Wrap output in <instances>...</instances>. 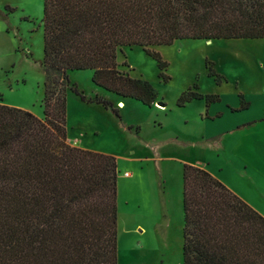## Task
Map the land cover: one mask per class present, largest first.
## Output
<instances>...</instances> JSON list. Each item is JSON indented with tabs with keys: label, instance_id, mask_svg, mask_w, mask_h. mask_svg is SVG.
I'll return each mask as SVG.
<instances>
[{
	"label": "trees",
	"instance_id": "obj_1",
	"mask_svg": "<svg viewBox=\"0 0 264 264\" xmlns=\"http://www.w3.org/2000/svg\"><path fill=\"white\" fill-rule=\"evenodd\" d=\"M42 28L43 116L0 103V264H117V158L68 142L66 93L120 114L68 71L151 106L153 85L118 69L120 48L142 47L167 82L150 47L264 38V0H43ZM193 99L216 96L188 87L176 104ZM182 210V264H264V215L206 168L183 164Z\"/></svg>",
	"mask_w": 264,
	"mask_h": 264
},
{
	"label": "rangeland",
	"instance_id": "obj_2",
	"mask_svg": "<svg viewBox=\"0 0 264 264\" xmlns=\"http://www.w3.org/2000/svg\"><path fill=\"white\" fill-rule=\"evenodd\" d=\"M42 15L43 0H0V103L39 117L44 110ZM150 48L167 62V82L158 75L156 59L140 46L117 51L118 69L148 80L163 106H143L113 93L107 98L91 80V70L68 71L71 85L86 97L99 92L120 114L118 119L102 105L66 93L68 142L118 160L117 264H182V182L174 165L179 159L212 160L222 168L223 180L264 215V38H188ZM188 87L216 96L208 117L202 102L176 104ZM226 105L231 111L215 117ZM130 156L144 159L133 163L126 160Z\"/></svg>",
	"mask_w": 264,
	"mask_h": 264
},
{
	"label": "crops",
	"instance_id": "obj_3",
	"mask_svg": "<svg viewBox=\"0 0 264 264\" xmlns=\"http://www.w3.org/2000/svg\"><path fill=\"white\" fill-rule=\"evenodd\" d=\"M96 85V84H95ZM98 87V86H97ZM100 87V86H99ZM101 88V87H100ZM101 89H103V88H101ZM104 91H105V94H104V96L105 97H107V98H110V96L112 95V93L110 92V91H107V90H105V89H103ZM96 93H98V94H100L99 92H96ZM102 94V93H101ZM202 94H204V93H202ZM113 96V95H112ZM128 100H130V98H127ZM132 100V99H131ZM199 100V101H198ZM205 101V100H204ZM140 102V101H139ZM204 103V105L202 104V103ZM122 104L123 102L122 101H120L119 102V104ZM130 101H128V103L126 104H124L123 103V105L124 106H129L130 107ZM189 103H191V104H202V108L205 110V117H208L209 116V110H210V106L212 105L211 103L210 104H208V105H206L205 104V102H203L202 101V99H193V100H191L190 102H187V104H189ZM250 103V102H249ZM118 104V105H119ZM139 104H142L143 106H147V105H144L143 103H139ZM153 104H155V102L153 103ZM133 106V104L131 103V107ZM152 106V105H151ZM250 106V105H249ZM103 107V106H102ZM104 108V107H103ZM246 109V108H245ZM231 110L228 108V106L226 105V106H224V108L221 110V111H219V112H216L215 113V117L218 115V116H222L224 113H226V112H230ZM212 114V113H211ZM137 130V129H136ZM78 140H80V139H78ZM82 145V144H81ZM77 146H80V144H78L77 143ZM80 147H82V148H88V146H84V145H82V146H80ZM92 150H94L93 148H92ZM98 151V150H97ZM141 159H144L143 157H140V158H138V157H129V158H126V160L127 161H129V162H133V163H138V162H140V160ZM186 161H189V160H186ZM184 159H179V163H174V165L178 168H180V170H181V182H182V169H183V164L184 163H188V162H186ZM157 163V166H158V168H159V171L161 172V174H162V164H160L159 162H156ZM212 160L211 161H209L208 159H203V160H201V161H195L194 163H192V164H195V165H199V166H202V167H204V168H206L207 170H209L212 174H214V175H216L220 180H223V178H222V175H221V172H222V168H217V167H215V166H212ZM153 166V165H152ZM117 168L119 169V166H118V160H117ZM119 172H120V170H119ZM119 172H118V175H117V178H118V176H119ZM126 173H128V172H126ZM128 175H130L129 173H128ZM223 182L227 185V184H230L231 185V187H233L234 188V190H235V192L237 191V189L235 188V186H233V184L232 183H228L227 181L225 182L224 180H223ZM229 186V185H228ZM230 187V186H229ZM230 187V188H231ZM238 192V191H237ZM181 205H182V201H181ZM117 210H118V207H117ZM119 216V215H118ZM118 216H117V219H118Z\"/></svg>",
	"mask_w": 264,
	"mask_h": 264
},
{
	"label": "water",
	"instance_id": "obj_4",
	"mask_svg": "<svg viewBox=\"0 0 264 264\" xmlns=\"http://www.w3.org/2000/svg\"><path fill=\"white\" fill-rule=\"evenodd\" d=\"M155 104L160 105V106L164 105V103L162 101H155Z\"/></svg>",
	"mask_w": 264,
	"mask_h": 264
},
{
	"label": "built area",
	"instance_id": "obj_5",
	"mask_svg": "<svg viewBox=\"0 0 264 264\" xmlns=\"http://www.w3.org/2000/svg\"><path fill=\"white\" fill-rule=\"evenodd\" d=\"M126 175H128V173H125Z\"/></svg>",
	"mask_w": 264,
	"mask_h": 264
},
{
	"label": "bare ground",
	"instance_id": "obj_6",
	"mask_svg": "<svg viewBox=\"0 0 264 264\" xmlns=\"http://www.w3.org/2000/svg\"><path fill=\"white\" fill-rule=\"evenodd\" d=\"M121 106H123V105H121Z\"/></svg>",
	"mask_w": 264,
	"mask_h": 264
}]
</instances>
